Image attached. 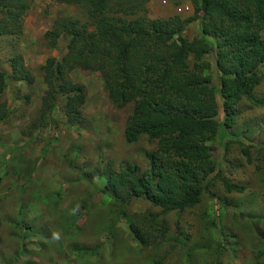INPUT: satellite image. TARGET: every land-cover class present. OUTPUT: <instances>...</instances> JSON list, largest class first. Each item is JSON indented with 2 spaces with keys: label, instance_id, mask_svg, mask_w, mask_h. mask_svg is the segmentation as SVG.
Returning <instances> with one entry per match:
<instances>
[{
  "label": "rangeland",
  "instance_id": "rangeland-1",
  "mask_svg": "<svg viewBox=\"0 0 264 264\" xmlns=\"http://www.w3.org/2000/svg\"><path fill=\"white\" fill-rule=\"evenodd\" d=\"M194 1L138 0L137 11L125 17L184 21L196 14ZM184 6L189 9L180 13ZM59 16L88 22L76 7L32 0L20 33L0 38V69L13 81L0 97L11 112L0 122V264H264V70L252 96L236 106L233 126L219 128L207 143L215 172L198 205L163 213L144 198H129L122 191L119 200L128 201L119 204L102 192L106 175L126 165H135L142 174L156 143L147 138L127 142L123 131L131 105L113 106L100 74L81 68L67 74L83 86L81 120L69 124L59 95L40 124L41 98L49 89L42 67L69 48L63 34L55 46L45 38ZM200 21L185 25L183 35L198 37ZM260 34L264 38V30ZM15 54L33 84L13 80L9 62ZM205 60L212 85H217L213 56ZM222 116L220 111L219 123ZM222 180L242 186L243 192L226 193ZM149 215L158 217L146 226L156 236L142 244L132 238L126 220L140 229L137 219ZM12 218L23 229L9 224ZM160 225L167 228L162 241L161 233H153ZM31 257L37 259L27 260Z\"/></svg>",
  "mask_w": 264,
  "mask_h": 264
},
{
  "label": "trees",
  "instance_id": "trees-1",
  "mask_svg": "<svg viewBox=\"0 0 264 264\" xmlns=\"http://www.w3.org/2000/svg\"><path fill=\"white\" fill-rule=\"evenodd\" d=\"M56 1L81 10L88 22L59 16L45 32L51 46L63 34L69 48L60 59L48 58L42 67L49 89L41 98L40 124L59 95L69 124L79 122L85 103L83 86L73 83L67 74L74 68L98 72L112 105L132 107L123 131L126 141L147 138L157 147L147 153V170L139 175L135 165H126L117 173L110 171L102 192L113 200H119L121 191L129 198H144L163 213L198 205L215 172L207 143L216 138L219 128L233 126L236 106L251 97L262 81L264 0H195V15L165 23L125 17L137 11L138 0ZM31 4L32 0H0V38L12 39L20 33ZM197 19H201L199 36L189 39L183 35L184 27ZM209 54L214 59L217 85H212L211 66L205 60ZM9 63L16 84H33L20 55L11 56ZM12 84L11 76L0 69V97ZM9 112L0 104V122L7 120ZM222 184L226 193L244 190L225 180ZM127 201L121 198L119 204ZM149 217L137 219L140 229L126 220L132 238L142 244L151 240L146 226L158 220L155 215ZM15 220L18 222L12 218L9 224ZM166 232L164 225L153 229V233H161V241ZM151 236L153 242L156 235Z\"/></svg>",
  "mask_w": 264,
  "mask_h": 264
},
{
  "label": "built area",
  "instance_id": "built-area-1",
  "mask_svg": "<svg viewBox=\"0 0 264 264\" xmlns=\"http://www.w3.org/2000/svg\"><path fill=\"white\" fill-rule=\"evenodd\" d=\"M186 9H189V6L180 7L178 10L180 13H182Z\"/></svg>",
  "mask_w": 264,
  "mask_h": 264
},
{
  "label": "clouds",
  "instance_id": "clouds-1",
  "mask_svg": "<svg viewBox=\"0 0 264 264\" xmlns=\"http://www.w3.org/2000/svg\"><path fill=\"white\" fill-rule=\"evenodd\" d=\"M34 258H36V257H31V258H27V260H34ZM37 259V258H36ZM35 259V260H36Z\"/></svg>",
  "mask_w": 264,
  "mask_h": 264
}]
</instances>
